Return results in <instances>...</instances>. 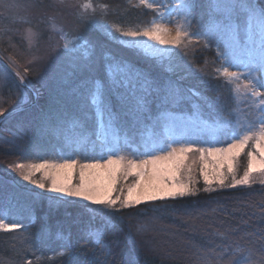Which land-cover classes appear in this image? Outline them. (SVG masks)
<instances>
[{
	"label": "trees",
	"instance_id": "obj_1",
	"mask_svg": "<svg viewBox=\"0 0 264 264\" xmlns=\"http://www.w3.org/2000/svg\"><path fill=\"white\" fill-rule=\"evenodd\" d=\"M96 2L110 4L114 10L108 15L109 22L125 29L146 26L155 15L131 7L128 0ZM137 3L132 0V4ZM188 4L193 5L189 30L201 40L209 28L218 35L211 38L208 48L191 45L187 56L174 48L161 58L124 46L97 23H82L70 10H61L69 28L81 34L91 50L83 67L72 68L44 83L28 81L36 92L39 88L36 103L0 123V218L6 216L8 222L23 226L15 232H0V264H204V258L207 264H264V242L254 234L264 229V184L255 181L251 186L205 191L198 179V154L188 161L198 179L196 195L118 212L37 191L8 169L12 163L58 161L63 157L93 161L107 155L108 149L128 159H141V153L152 145L169 142L167 132L181 133L189 140H208L233 108L239 109L232 115L233 126L237 119L250 118V102L245 99L237 104L215 69L221 63L219 50L228 48L231 40L224 30L227 18H238L243 42L248 39L253 13L247 6H254L259 13L264 0H234L225 7H217L215 0H189ZM231 5L245 7L233 10ZM240 51V57L248 58L250 44L247 50L240 47ZM196 68H203L204 73ZM97 80L104 83L102 116L91 103ZM16 84L15 77H10L8 86L0 91V107L11 110L17 94L22 97L19 107L32 101L30 93ZM193 88L200 97L191 95ZM99 118L107 131L117 134L116 142L98 139ZM79 138H84V144L78 147ZM204 145L209 144L198 146ZM246 165L247 157L241 154L238 177ZM107 214L112 215L115 228L106 226ZM138 225L145 226L140 234L135 231ZM95 229L105 233L100 245L89 235ZM130 232L134 243L126 239ZM228 248L230 254L220 259ZM60 252L65 254L58 255Z\"/></svg>",
	"mask_w": 264,
	"mask_h": 264
},
{
	"label": "snow or ice",
	"instance_id": "obj_2",
	"mask_svg": "<svg viewBox=\"0 0 264 264\" xmlns=\"http://www.w3.org/2000/svg\"><path fill=\"white\" fill-rule=\"evenodd\" d=\"M131 7L144 8L155 13L146 26L133 29L131 27L125 29L120 24L112 23L111 28L120 32L122 36L139 38L147 37L159 45H171L179 48L188 55V48L191 45L202 44L203 48H208L213 37L218 35L217 31L211 28L205 31L204 39L191 29V4H181L184 9L183 16L175 24V28L168 27L171 23V13H160L156 0H138L137 4H132V0H128ZM53 6L62 7L70 10L78 21L82 23H96V15L107 23V17L114 9L108 3L94 4L93 0H55ZM9 11L13 6H6ZM231 9L245 7L243 5H231ZM255 13L254 6L248 5ZM228 23L224 25V30L230 34L231 43L247 50L250 41L245 39L241 42L239 37L240 25L238 18L234 19L229 16ZM260 19V45L259 58H250L247 62L232 63L234 57L224 52L218 53V59L221 60L219 66L215 69L218 79H223L224 84L229 87L230 94L235 97L238 104L241 100L250 102V118L237 119L236 124H232L233 113H239L238 108H233L228 114L224 115L219 121L218 128L212 133L208 140L186 139L171 140L159 145H152L141 153L142 159H128L124 155H108L107 159L93 158L92 162L80 163L74 159H64L62 161L43 160L40 163H12L8 165V169L16 173L20 180L34 185L35 188L45 190L46 192L59 193L61 196L73 197L78 200L91 202L92 204L103 205L107 209L120 211L121 209H133L139 205H145L149 202L158 200H175L186 196L196 195L199 189L195 187L197 181L192 176V166L188 163L195 154H198L200 161L199 174L203 178L205 185L204 190L210 191L213 185L220 188L251 186L255 183L256 176L264 177V7L259 12ZM49 39L56 36L58 39L65 40L64 47L68 48L70 44H75L80 37L74 36L69 40V36L73 34L67 32L63 25L56 22L55 17H49ZM251 17H249V26ZM101 28L104 25H100ZM106 30V29H105ZM43 33L38 28L29 27L26 32L28 49L36 48L42 38ZM219 47V45H218ZM39 57L33 55L28 63H32ZM207 63V62H206ZM242 68L244 71H230L231 67ZM19 64L16 57L12 54L7 56V63L2 62L0 58V91L8 86L10 77L14 76L18 89L27 87V75L29 69L25 67L23 74L18 71ZM197 72L204 73L203 68H196ZM111 66L109 72L112 73ZM259 73L260 75H257ZM191 95L200 97V92L195 88L191 89ZM218 100L222 97L218 93ZM22 97L17 94L15 106L11 109L0 107V119L5 116H11L19 107ZM91 103L95 105L103 115L105 109V92L104 83L97 80L91 93ZM211 106V105H209ZM195 109H199L198 104H194ZM111 118V113H109ZM224 139H219V136ZM227 143V147H201L199 144H217ZM248 148L247 152L245 149ZM241 154L246 155L247 165L243 170V175H237V166ZM209 160H211V168H209ZM192 163H195L193 160ZM102 170V171H92ZM40 173V179L35 178ZM78 175V181L72 183L73 174ZM92 175H105L108 182L105 184H97L86 177ZM118 176L127 179L133 176L134 180L131 185L118 187ZM138 178V179H137ZM264 184V180L260 181ZM113 193H117L113 195ZM41 195V193H35ZM66 203H71L70 201ZM159 211V209H153ZM264 223V218H262ZM105 224L109 228H115L111 214H107ZM23 226L19 223H9L5 219L0 218V232H15ZM144 225L136 227V233L140 234L144 231ZM104 231L95 229L89 235L93 237V242L97 245L103 243ZM261 242H264V229L258 233ZM127 240H133L131 232L126 237ZM231 248L224 249V255H228ZM64 252L58 255H64ZM28 264H32L31 261ZM95 264V262H93ZM204 264H207L204 258ZM235 264V262H233Z\"/></svg>",
	"mask_w": 264,
	"mask_h": 264
},
{
	"label": "rangeland",
	"instance_id": "obj_3",
	"mask_svg": "<svg viewBox=\"0 0 264 264\" xmlns=\"http://www.w3.org/2000/svg\"><path fill=\"white\" fill-rule=\"evenodd\" d=\"M188 1L189 0H156L157 5H162L159 8L160 13L165 14V17H167L168 13H171V23H168V27L173 29L175 28V24L180 20L184 13V9H182L180 5L184 3L188 4ZM231 1L234 0H215L217 7H225L226 3ZM54 3L55 0H0V49L4 52L3 53L1 51V53L4 55L6 60L9 54H12L16 57L19 64L17 70L20 71L21 74H23V69L25 67L29 69L27 81H31L30 83H44L47 79L57 78V76L59 77L64 73L71 71L72 68L85 66V59L88 56L87 54H89V51L91 50V46L86 42L84 38H82L81 34H79L73 28H69V21L66 16L64 17L62 15L61 12V10H64L65 8L53 6ZM93 3L100 4L96 2V0H93ZM8 5L13 6L11 8V11H9L6 7ZM45 10L48 11V15L45 14ZM49 17H55V20L58 24L63 25L64 29L67 32L73 34L72 36H69V40L73 39L74 36H79L80 39L75 44H70L68 48H65L63 46L65 43V40L63 39H57L55 36H53L52 39H49ZM95 19L98 25H104L103 30L105 32H107L111 36H116V38L122 45L127 47H136L138 50L142 51L145 54L161 58L168 55L175 48L171 45L156 44L154 41L149 40L147 37L132 38L122 36L120 32H117L114 28L110 27L111 23L109 22V16L107 17V23L105 22V20L100 18L99 14L96 15ZM29 27L38 28L43 33L38 46L31 49V51H29L28 49L26 38V32ZM260 30L259 13L255 11V13H252L251 15V22L248 32V40L250 41V51L248 58L240 57V47L233 45L231 43V40L229 43V47L224 50H219V52H224L225 55H228L229 50H231V55L232 57H234V59L232 60L233 64H236L238 62H247L250 58L258 59ZM33 55L39 57V59L35 60L32 63H28ZM230 71H244V69L233 66L230 68ZM257 75L260 74L257 73ZM261 91H264V89H261ZM38 93L39 88L37 95ZM97 134L98 139L101 141L108 140L109 142H116V140L118 139L117 134L114 133V131H107L100 118L98 120ZM167 135L169 137V142H171V140H179L182 138V134L177 132H167ZM227 143H230V141H228ZM227 143L225 145H220L219 143L209 144L204 145L203 147H227ZM83 144L84 138H79L78 140H76V145L78 147ZM107 152V155L100 157L102 158L101 162H103V159H107L108 155H120L118 152L112 151L111 149H108ZM64 159L67 158L63 157L58 161H62ZM80 163L86 162L84 161ZM208 163L209 168H211V160H209ZM199 168L197 171L199 175L198 179H200L201 183L204 185L203 178L199 174ZM195 173L196 172L193 171L192 176L197 181L198 179L197 175L195 176ZM35 178L40 179V173H37ZM86 178L94 181L97 184H105L108 182V177L105 175H92ZM133 180V176H129L127 179L118 176L117 186L126 188L128 185H131L133 183ZM261 180H264V177L257 175L255 181ZM20 181L28 187H31L37 191L61 196L59 193L46 192L45 190L35 188L34 185H30L26 181ZM77 181L78 175L74 173L72 177V183H76ZM195 187L197 188V183L195 184ZM216 187L218 186L213 185L212 188ZM116 194L117 193H113V195ZM67 198L78 200L77 198L73 197ZM78 201L88 202L84 200ZM3 219L8 222L6 216H4Z\"/></svg>",
	"mask_w": 264,
	"mask_h": 264
},
{
	"label": "water",
	"instance_id": "obj_4",
	"mask_svg": "<svg viewBox=\"0 0 264 264\" xmlns=\"http://www.w3.org/2000/svg\"><path fill=\"white\" fill-rule=\"evenodd\" d=\"M0 58H2V62L3 63H5V64L7 63V60L1 54H0ZM24 88L30 93V95L32 97V101L29 104H27V105L18 107L15 112L23 110V109L28 108V107H31L32 105H34L36 103V100H37V92H36V90L31 88V86L29 84L27 85V87H24ZM7 117L8 116H5L4 118L0 119V123Z\"/></svg>",
	"mask_w": 264,
	"mask_h": 264
}]
</instances>
